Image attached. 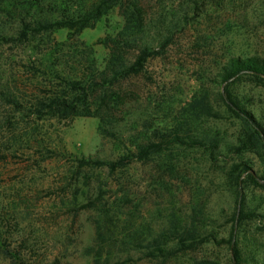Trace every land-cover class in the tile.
<instances>
[{
    "label": "rangeland",
    "instance_id": "rangeland-1",
    "mask_svg": "<svg viewBox=\"0 0 264 264\" xmlns=\"http://www.w3.org/2000/svg\"><path fill=\"white\" fill-rule=\"evenodd\" d=\"M34 1L47 3L0 0V94L8 91L23 105L17 109L0 95V234L15 250L26 240L20 262L0 255V264H264V75L223 77L235 59L264 66V0H131L141 10L140 42L155 55L129 81L125 123L138 120L137 131L127 126L142 140L153 128L178 140L165 156L132 164L117 181L107 170H85L87 186L73 178V160L115 159L118 149L99 135L94 119L27 116L30 104L62 88L47 64H62L79 42L61 46L63 33L23 36L25 8ZM121 21L117 11L109 31ZM105 30L101 22L81 40L96 44ZM228 94L246 114L225 106ZM11 117L19 130L8 125ZM99 186L104 200L125 193L138 207L145 244L174 233L190 239L187 247L154 260L135 251L115 250L108 261L86 253L94 243V212L74 217L70 209Z\"/></svg>",
    "mask_w": 264,
    "mask_h": 264
},
{
    "label": "trees",
    "instance_id": "trees-1",
    "mask_svg": "<svg viewBox=\"0 0 264 264\" xmlns=\"http://www.w3.org/2000/svg\"><path fill=\"white\" fill-rule=\"evenodd\" d=\"M25 9V15L29 21L23 20L24 28L21 32L23 36L27 37L31 33H44L47 36L63 33L64 39L61 40V46L67 45L73 39L79 41L78 47H75L79 50H73L71 57L67 55L68 58L65 60L61 58L62 64L56 65L51 61L47 64L49 71L52 70L51 74L61 81L62 88L30 104L27 116L34 118L35 122L40 121L43 116L53 117L59 121H71L76 118L94 119L97 121L99 135L103 139L112 141L118 149L115 159L102 160L84 156L75 158L73 178L77 179L76 181L82 180L87 186L85 170H107V175L117 181L122 176H126L132 164L146 163L170 152L169 148L178 140L177 133H171V131L161 133L153 128L151 134L145 137L146 140H142L143 133H130L127 126L130 124L132 129L137 131L138 120L125 123V108L129 99L133 97V92L128 91L132 86L129 81L144 73L148 60L155 55L150 45L140 42L137 28L141 24V10L135 2L131 0L127 3L125 0H47L46 5H42L40 1H34ZM117 11L120 12L122 24H118L110 32L108 22ZM101 22L106 26L103 39L93 45L84 43L81 40L83 33L95 28ZM52 55L53 53L47 55L48 60ZM57 60L58 57L52 61ZM69 64L70 67L66 68ZM59 65L64 67L58 68ZM241 72L264 75V66L251 60H232L225 67L224 82L237 77ZM0 95L17 109L22 105L8 91H3ZM223 101L235 115L241 117L242 114H246L229 94ZM246 122L249 123V120L246 119ZM8 125H16V129L19 130V122L14 117L10 118ZM35 130L34 127L29 133L28 141L30 138L35 139L33 134ZM254 135L259 134L254 131ZM260 137L257 138L263 142ZM20 140L19 137L16 138L18 143ZM250 177L253 178L252 175ZM86 194L88 195L85 203L72 207L70 211H73L74 217H77L78 211L94 212L92 217L94 243L86 253H92L98 260L105 254L108 261L114 256L115 250L126 253L140 252L146 258L153 260L161 257L170 258L183 251L187 247L185 245L190 242V239L182 235L169 233L170 236L160 235L145 244L141 228L139 229L140 226L137 224L138 207L128 200L125 193L113 201L104 200L103 186H99L97 192L93 193L88 189ZM73 199L77 201L76 196ZM7 239L10 238L0 234V255L15 263L20 262L22 256L18 248L25 247L26 240H19L15 250L7 244ZM233 239L234 228L230 241ZM170 240H174L176 244L169 246ZM193 264L215 263L195 260Z\"/></svg>",
    "mask_w": 264,
    "mask_h": 264
}]
</instances>
